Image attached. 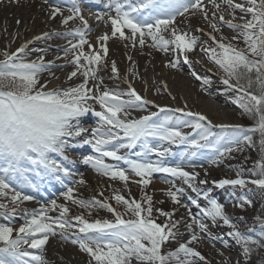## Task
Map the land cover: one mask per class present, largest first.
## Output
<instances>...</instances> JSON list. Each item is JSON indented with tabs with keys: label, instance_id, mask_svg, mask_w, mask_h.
I'll list each match as a JSON object with an SVG mask.
<instances>
[{
	"label": "snow or ice",
	"instance_id": "obj_1",
	"mask_svg": "<svg viewBox=\"0 0 264 264\" xmlns=\"http://www.w3.org/2000/svg\"><path fill=\"white\" fill-rule=\"evenodd\" d=\"M47 2L48 0H45V3ZM210 2L213 8L220 11L221 5L216 0H210ZM9 3L20 5L21 0H9ZM227 6L231 9L230 14L233 19L225 21L223 14H220L218 19L236 34L227 43L224 42L227 38L222 34L219 40L215 35L209 34L215 47L202 50L223 72L222 83L226 86V90L237 93L233 103L242 109L243 114L253 119L254 126L247 130L239 125H218V127L224 130L232 128L234 132L259 133L261 150L264 151V0H245V3L227 0ZM109 7L115 10V16H108L112 31L110 35L105 33L98 37L100 44L98 51L85 39L88 22L81 15L77 0H72V7L68 9L71 15L63 16L60 5L55 4L50 7L49 19L54 20L59 15L62 17L61 24L65 27L71 21L78 19L83 28L64 33L45 32L36 36L34 40L25 42L15 52L5 50L0 53L3 56L0 60V160L7 164L3 170L5 173L21 172V165L29 162L34 165H43L51 171H62L68 175L67 169L50 159L49 154L58 153L63 156L71 138L79 140L83 145L91 146L98 154L96 157L88 156L83 160V163L90 165L98 175L111 180L119 179L127 184L130 172L140 178L135 181L136 183L147 186L154 173H165L181 178L189 187H193L198 173L186 171L183 164L165 166L160 160L155 162L132 160L120 155V149H131L137 142L143 141L149 152L156 151L157 156L164 157L167 154L166 149L160 151L148 147L147 139L154 137L169 144L190 145L193 151L186 156H195L201 148L212 144L219 156L224 157L233 151L241 150L240 140L232 139L222 143L224 138L221 137L213 142L212 123L207 116L180 108H160V112H181L183 116L192 117L193 120H185L182 123L196 130L199 140H190L179 126L155 123L153 117L156 113L139 119H129L131 110H143L152 102L141 96L131 84L126 92L107 89L101 91L99 84L90 87L89 80H96V68L92 66L95 65L98 68L105 61L108 53L106 42L117 34L121 40L131 41L133 47L137 43L143 47L146 38H150L152 41L150 46L161 51L166 52L169 46H174L185 56L193 52L197 46L196 38L179 30L175 26L176 19L178 16L184 17L189 13L193 15L200 13L205 20H208L205 0H136L135 3L133 0H109ZM237 10L242 14L239 17L241 23H233V20L237 19L235 16ZM215 18L214 12L213 19ZM97 19L103 20L104 17L97 15ZM16 23L19 25L21 21L18 19ZM209 26L216 33L221 31L216 22H210ZM125 29L129 30L130 35L125 34ZM198 30L202 31V29ZM165 32L170 33L172 39H166L163 35ZM53 36L79 37L78 43L69 40L70 46L64 49L65 57L70 53L74 54L70 62L75 65L76 70L69 74L68 79L76 77L78 72L85 78L79 85L67 89L48 90V81L42 83L40 79L45 72L51 74V67L45 63L44 56L41 55L31 61L27 59L26 49L30 44L35 41L50 40ZM234 41L242 42L245 47H237ZM85 45L93 49L92 52L86 53ZM31 51L44 50L33 48ZM184 62L189 61L186 58ZM166 66L175 68L177 63L170 62ZM111 70L117 76L119 75L114 61ZM192 75L197 80L202 79L195 72ZM203 83L208 84L210 80L205 77ZM124 96L128 99H122ZM94 105H98L100 110L97 111ZM89 114L97 118V125L90 132L82 123V118ZM244 139L249 144L252 143L251 136H245ZM117 142L120 143L117 144ZM233 145L237 147L234 148ZM105 157L113 161H123L129 167L126 170L106 164L103 159ZM64 158L67 159L66 156ZM212 163L217 161L214 160ZM189 166L195 167L194 164ZM258 168L259 172H253L252 175L260 176L259 179L251 181L239 178L225 179L220 181L218 186L244 185L250 182L264 188V159L258 164ZM78 183L83 184L85 181L81 179ZM200 183H206V181H200ZM193 190L196 189L193 187ZM73 192L72 188L67 189L63 194L65 201H71L72 204L87 210L98 206L115 217L114 221L95 220L93 222H89L83 216L75 217L76 225L79 226L78 231L83 235L77 236L70 242L78 245L79 250L87 253L95 264H133V261L136 264H199L200 261L208 264L199 251L189 246L201 239V236L195 232L187 243H181L175 251L162 253V246L170 239L176 238L173 228L177 227V222L172 221V213L157 209L159 215L167 217L169 221L163 225L157 223L153 218L150 196H146L144 203H140L136 200L129 201L120 194L114 195L113 199L117 205H123L125 213L132 214L133 218L125 220L123 214L117 212L116 208L109 203L95 199L92 201L76 199ZM167 195L173 203L180 204L183 189L169 190ZM207 195L205 193V198ZM0 198L9 201L11 205L10 207L9 203L0 202V216L8 221L0 223V264H47L42 255L33 254L29 249L42 253L50 236L59 235L67 242L69 237L66 231L73 227L66 219L70 209L53 200L50 205H42L38 210L31 212L25 210L23 223L17 227L13 223L17 209L33 197L23 194L12 187L4 177H0ZM192 203L196 204V201ZM250 203L248 200H243L241 206L250 205ZM209 205L207 208H200L202 216L211 219L213 223L220 220L233 229L229 234L242 245L245 257L250 258L256 249L264 248V240L253 239L235 230V225L225 214L222 204L212 199ZM183 206L187 207V205ZM197 207L199 208L198 204ZM57 209H59L58 218L49 215V212ZM89 214H91L90 211ZM192 221L199 227L201 233L207 232V225L201 218L193 216ZM191 227L189 225L190 229ZM90 233L94 235H89ZM224 264L228 262L225 261Z\"/></svg>",
	"mask_w": 264,
	"mask_h": 264
},
{
	"label": "rangeland",
	"instance_id": "obj_2",
	"mask_svg": "<svg viewBox=\"0 0 264 264\" xmlns=\"http://www.w3.org/2000/svg\"><path fill=\"white\" fill-rule=\"evenodd\" d=\"M32 1L36 2V4H32L36 7H39L38 3L43 2L41 0ZM62 1H66L65 3H67L69 1L71 2L72 0ZM77 1L81 2L80 0ZM5 2H9V0H2L0 4H4ZM83 2L84 3L82 5L79 4V7L84 6L83 8L80 7L81 12L85 10L87 4L102 2L105 7L104 9L100 10L98 14L104 15L105 18H108L109 15L115 16L114 8L109 7V0H83ZM135 2L136 0H133V3ZM216 2L221 5L220 11H217L215 8H213L210 0H205V4L208 8V20H205L203 15L200 13H196L195 15L189 13L184 17H177L175 26L179 30L188 33L190 37H195L197 40V46L195 50L193 52L187 53L186 56L185 54L176 50L174 46H169L166 52L158 50L156 47H151L150 45L152 44V41L150 38H146V43L143 47H140L138 43L135 47H133L131 41L121 40L119 38V34H117L116 37L110 38L106 42V47L109 50L112 48L111 44L116 43L120 48L117 59L113 60L116 63L118 69V77H121L122 80L126 81L125 78H122V74L125 70H128L129 73L127 75H132H130V82L134 84H140L142 87L145 85V92H147L146 94L148 95L153 92L157 95L158 101L150 98L154 103L170 102V104H176L179 100L183 101V99H178V95L171 97L172 95L169 91V84L163 83L162 80L165 78L177 79L176 76L172 74V72L178 75H184L186 77L188 74H190V76L187 77L190 82L186 84V82L182 81L181 87L189 89L188 87H191L190 84L193 86H198L201 94L205 96L206 102L213 103L219 107V114L224 112L229 114L227 118H219L218 122H216V119L213 118L215 117L213 114L212 116L203 114L207 116L208 120H210L212 123L211 133L213 142L221 137L224 138L222 143L232 139H239V148L241 150L233 151L224 157H220L213 145L209 144L208 146L201 148L195 156H186L187 153L193 151L190 145L169 144L166 141H161L154 137H149L147 139V145L150 148L160 151L166 149L167 154L164 157L157 156L156 151L149 152L144 146L143 141L137 142L131 149H120V155L126 156L132 160H138L141 162H155L160 160L165 166L183 164L186 171L198 173L196 180L193 182V187L196 189L195 191L193 190V187H189V185L186 184L183 179L172 177L165 173H154L150 179V183L147 186L136 183L135 181H138L140 178L136 177L130 172L128 173L129 182L127 184L120 181L119 179L111 180L107 177L98 175L90 165L83 163L84 158L88 156L96 157L98 154L92 149L91 146L83 145L79 142V140H72L71 138H69V147H67L63 156L58 153L49 154L50 159L55 160L62 168L67 169L68 175H65L62 171H51L46 169L43 165H34L29 162H24V165H21V169L24 174L20 175L23 179L20 176L19 179H17L13 176L15 175V172H4L3 169L7 167V164L3 160H0V177H4L8 181H13L12 184L10 182L9 183L14 188H16L19 183L23 184L18 187L20 189L19 191L23 193L27 190V187L24 186L25 180H32V177L35 178V181H32L35 183V185L32 186V188L35 190H40L43 192L44 185L39 187L37 184H42L44 182L53 183L57 189L60 188V193L58 195L59 197L56 199L52 198L50 202L55 200L57 204L66 205L70 209V213L66 219L70 224L73 225V227L67 229L66 231V235L69 237L67 242L62 240L59 235L54 237L50 236L48 242L59 243L64 247L69 246L79 251L83 255L86 264H95V261L91 260L87 253L81 252L79 250L78 245H74L70 242L77 236L83 235L78 231L79 226L76 225L75 217L83 216L89 222H93L95 220L114 221L115 219L112 213L98 206L93 207L91 210H87L72 204L71 201H65L63 194L68 188H72L74 190L73 195L76 199H82L86 201H92L95 199L101 202L109 203L112 207L116 208L117 212L123 214V218L125 220L133 218L132 214L130 212L125 213V207L123 205H117L116 201L113 199L114 195L120 194L129 201L136 200L140 203H144V198L146 196H150L152 198L153 218L157 223L163 225L169 222L167 217L159 215V213L156 211L157 209L172 213V221L177 222V227L173 228V231L176 233V238L170 239L162 246L163 254L175 251L181 243H187L193 232H195L197 235L201 236V239L197 243L189 246L199 251L205 257L208 264H224L225 261H227L228 264H246L247 261L246 257L243 255L242 245L235 239V237L229 234L231 231H233V229L224 225V223L220 220H217L215 223H213L211 219L203 217L200 213V208L209 207V201L212 199H215L218 203L224 206L225 214L228 216L232 224L235 225V230L243 232L244 235H249L250 232H246L248 230L249 224L257 226L259 228L254 230L255 232L259 231L264 240V227L258 225L260 220H262L264 223V188H260L253 183L250 184V182H247L244 185L230 184L228 187L218 186L219 182L225 179L234 180L239 178L244 179L245 181H251L261 178L258 175H252V173L259 172L258 164L262 161V159H264V151L261 150L259 133H252L249 131L234 132L232 128L224 130L218 127V125H239L243 129L247 130L254 126V121L246 114H243L242 109H240L237 104L233 103V101L236 99L237 93H235L233 90H226V86L222 83V79L224 78L223 72L219 70L212 61L209 60L208 54L202 50L215 47V44L210 39L209 34L215 35L217 40L220 39L222 34L227 38L224 41L225 43H227L228 40L236 34L231 29H229L225 23L220 22L218 19L220 14L224 15L225 21L233 19V16L230 14L231 9H229L227 6V0H216ZM234 3H245V0H234ZM55 4H59V2L57 0L53 2L48 1L46 11H50V7ZM60 7L65 8L63 4H61ZM68 9L62 10L63 16L71 15ZM214 12L216 13L215 19H213ZM241 15L242 14L239 12V10H237L235 13L237 19L233 20V23H241L239 20ZM61 19L62 17L59 15L54 20L49 19L47 16L45 21L53 24L55 27H62V30L67 31H72L83 27L78 19L71 21L69 25L65 27L61 24ZM210 22H216L221 31L219 33L214 32L209 26ZM96 25H98L96 26V29L94 28L91 29V31H85V34H87L91 39L89 44H91L93 48L98 51L100 44L98 43L99 45L94 47V44L97 41L95 38L100 36V32L110 35L112 28L110 22L106 21H98L96 22ZM198 29H202V31H199ZM125 34L130 35L129 30L125 29ZM163 35L166 39H172L170 33L168 32L163 33ZM56 39L59 40V38ZM77 40H75V43H78L79 40ZM234 43H236L237 47H245V45L240 41H234ZM130 45L132 46V49L130 48ZM5 50L10 51V49H6L0 44V53ZM92 50L93 49L89 48L88 45L84 46V51L86 53H90ZM131 50L134 51L133 54L130 53ZM73 55L74 54L70 53L67 57H65L64 52H60L59 54H49L51 59L52 57L57 58L58 56H63L64 65H61V62L60 64L57 61H51V59L47 60L44 58V60L45 63L50 65L51 73L55 72V70L59 67L66 71H74L76 70L75 65L70 62L73 58ZM156 56H158V58ZM186 58L189 61L188 63L184 62ZM2 59L3 56L0 55V60ZM36 59L37 58H30L29 60ZM174 60L176 61L177 65L180 66L178 70L171 72V70L169 71L164 69L162 66V64H164L163 62L169 63ZM113 61L110 62L107 55L105 61L99 65L100 70L103 67V70L99 72L103 73V75L109 76V71H112L111 65ZM92 67L97 69V66L95 65ZM193 72H195L202 79L197 80L192 75ZM47 74H49V72H45L41 75L40 79L42 83L45 82L44 77ZM205 77L210 80V83H203V78ZM84 79L85 78L82 75L77 80H72L66 84L60 83L58 79H54L53 81H48V90L56 88L67 89L69 87H74L82 83ZM96 84H99L101 91L107 89L112 91L126 92L128 90L127 82L125 84H109L103 83L101 78L89 80L90 87ZM51 85L53 88L49 87ZM114 88H120L121 90ZM122 99L126 100L128 97L124 96ZM198 101L200 102L201 99L198 98ZM90 103L94 104V102L91 101ZM170 104L169 106L154 105L152 107L147 105L143 110H131L129 119H139L142 116L156 113L153 119L155 123H168L171 126H179L180 130L187 134L190 140H199L197 131L182 123V121L185 120H193L192 117L183 116L181 112H160V108H178L175 105ZM94 107L97 111L100 110L98 105H94ZM184 110L186 111L187 109ZM82 123L86 128L89 127L87 125H93L95 127L97 125V118L89 114L82 118ZM245 136H251V144H249L248 141L244 139ZM122 142L126 143V141ZM119 143L120 142H117V144ZM233 147L235 148L237 146L233 145ZM70 152L71 154H69ZM73 152H78V155H74ZM65 156L67 159L64 158ZM70 157L77 158L78 160H73ZM80 159L81 161H79ZM103 159L104 162L109 165H115L126 170L129 167L128 165L124 164L123 161H113L106 157ZM214 160L217 161V163H212ZM190 164H194L195 167L189 166ZM238 173L240 174L239 176ZM38 177L40 181L36 180ZM81 179H83L85 183H78V181ZM200 181H206V183H200ZM62 185L65 186L64 189L61 188ZM177 188L183 189V195L180 196V204L173 203L170 197L167 195L169 190L175 191ZM205 193L208 194L207 198H205ZM243 200L250 201V205L244 204L241 206ZM192 201H196V204H193ZM0 202L9 203V201L3 200L2 198H0ZM50 202L38 205L37 202L31 203L29 201H25L17 209L16 217L13 220L14 225L18 227L21 223H23V214L25 210L28 212L38 210L42 205H50ZM197 204L199 205V208L197 207ZM183 205H187V207H184ZM9 206L11 207L10 203ZM89 211L91 214H89ZM189 212H191V215H189ZM49 215L53 218H58L59 209L49 212ZM193 216L202 219V222L207 225V232L201 233L199 231V227L193 224ZM7 222L8 221L3 216H0V223ZM189 225L192 226L191 229L189 228ZM57 232H59V229H57ZM89 235L94 234L90 233ZM251 235L255 236L256 234L253 233ZM261 236L257 235L256 237L260 238ZM252 238L255 239L254 237ZM207 247H211L213 250L209 251ZM260 250L263 251L264 255V248H260ZM29 251L33 252V254L42 255L43 258L46 255L43 252H37L36 250L32 249H29ZM49 253L53 254L51 251H49ZM221 253H223V255H221ZM56 258H58L57 260H59L60 263H53L51 260H47V264H61V259H59V257ZM133 264H136V262L133 261ZM199 264H204V262L200 261Z\"/></svg>",
	"mask_w": 264,
	"mask_h": 264
},
{
	"label": "bare ground",
	"instance_id": "obj_3",
	"mask_svg": "<svg viewBox=\"0 0 264 264\" xmlns=\"http://www.w3.org/2000/svg\"><path fill=\"white\" fill-rule=\"evenodd\" d=\"M23 1V2H22ZM20 5H15V4H10L9 2H5L4 4H0V44L3 45L6 49H10L11 52H15L20 46H22L25 42L30 41V40H34V38L36 36L42 35L43 33L47 32V33H64V32H68L67 30H62L58 27H55L53 24L45 21L46 17H49V12L50 11H46V7H44V5L42 3H38L39 7H36L35 5L32 4H36L35 1L32 0H22ZM100 8H103V6H101ZM87 16L86 14H83V17ZM104 17V16H103ZM20 20L21 23L18 25L16 23L17 20ZM88 19H94V21L96 22L97 19V15H93V16H87L86 20ZM98 21H106L108 22V19L104 17L103 20H98ZM91 29H96L95 25H88V28ZM83 28V27H81ZM90 29H86L85 31H89ZM105 34V33H104ZM100 36L103 35V32H100L99 34ZM77 37V36H76ZM53 38V37H52ZM79 38V37H78ZM88 42H91V39L87 38ZM96 43L94 44V47L98 46V37L95 38ZM111 49L108 50V57H109V61H113L115 59H117V55L118 52L120 51V48L118 47V45L116 43L111 44ZM33 48H37V49H42L44 51H31V49ZM66 47H64V45H56L52 42H49V40H40V41H35L34 43L30 44L28 49H26V51L28 52V59H35L41 55L44 56L45 59L49 60L51 59V57H49V54H55V53H60V52H64V49ZM130 48L132 49V46L130 45ZM131 54L134 53L133 50L130 51ZM136 54V53H135ZM58 57H60L58 59ZM57 58L52 57L51 61H57V62H61V65H64V57L63 56H58ZM158 58V56H156ZM172 62H176L175 60ZM58 63V64H59ZM162 64V66L164 67V69L166 70H171L172 71H176L180 68V66L177 65V67L172 68V67H167L166 65H168L169 63H165ZM102 69L100 70V68L98 67L96 69V79L101 78L103 83H109V84H118V83H123L125 84L127 82V86H129V84H131V86L133 88L136 89V91L141 95L144 96L145 98H147L148 100L151 101V99H154L155 101H158L157 99V95L153 92L150 93L149 95L146 94L147 92H145V85L142 87L140 84H134L132 82H130V75H127L129 73L128 70H125L122 74V78H125L126 81L122 80L121 77H118L115 73H113L112 71L110 72V75H103V73H100L99 71H102ZM110 70V69H108ZM72 71H66L63 70V68L59 67L58 69L55 70V72L53 73H49L47 74L44 79L45 81H53L54 79H58L60 81V83H69L72 80H77L78 78H80L82 75L80 73L77 74L76 77H73L71 80L68 79L69 74ZM121 73V72H120ZM133 73V72H132ZM173 75L176 76L177 79H163L162 82L163 83H167L169 84V91L170 94L172 95L171 97H175L176 95H178V99H183L179 100L181 102H177L176 104H170V102H166V103H154L153 101H151L152 103L149 104L148 106L152 107V106H156V105H175L176 107L180 108V109H187L186 111H192V112H196V113H200V114H207L212 116L214 119H216L215 121L218 122L219 118L228 117V113L224 112L222 114H219V107H217L216 105H214L213 103H208L205 100V96L201 94L198 86H193L190 84L191 87H188L189 89H186L185 87H181L182 81L189 83L190 81L187 79V77L190 76V74L186 76L184 75H178L176 73H173ZM49 79V80H48ZM115 82H114V80ZM185 84V85H186ZM55 85V84H54ZM51 88V86H49ZM197 87V88H195ZM183 88V89H182ZM117 90H121L120 88H114ZM182 90V91H181ZM151 96V97H148ZM181 98H180V97ZM151 98V99H150ZM198 98L201 99V101H198ZM186 106V107H185ZM158 110V109H157ZM220 123V122H219ZM227 123V122H226ZM224 124V123H223ZM89 127L92 128V125H89ZM209 251H212L213 249L211 247H207ZM38 252V250H36ZM49 251L53 252V254L49 253ZM45 255L44 259L47 260H51V262L53 263H60L59 260H57L59 257V259H61V264H86L83 255L69 247V246H63L62 244L59 243H50L48 242L47 245L45 246V249L43 251ZM53 255V257H52ZM49 256V257H47Z\"/></svg>",
	"mask_w": 264,
	"mask_h": 264
},
{
	"label": "trees",
	"instance_id": "obj_4",
	"mask_svg": "<svg viewBox=\"0 0 264 264\" xmlns=\"http://www.w3.org/2000/svg\"><path fill=\"white\" fill-rule=\"evenodd\" d=\"M251 184V183H250ZM228 186H230V184L229 185H225L224 187H228ZM262 224H264L263 223V221L262 220H260L259 222H258V225H261L262 227H264V225H262ZM256 228H259V227H257V226H253V225H250L249 224V226H248V230L246 231V232H250V234H249V236H252V237H254L255 239H257V240H263V237L260 235V233H259V231H257V232H255V230L254 229H256ZM246 232H245V234H246ZM241 234H244L243 232H240ZM253 233H255L256 235L255 236H253V235H251V234H253ZM257 235H259V236H261L260 238H257L256 236ZM246 264H264V255H263V251L262 250H260V249H256L254 252H253V254H252V256L250 257V258H248V257H246Z\"/></svg>",
	"mask_w": 264,
	"mask_h": 264
}]
</instances>
